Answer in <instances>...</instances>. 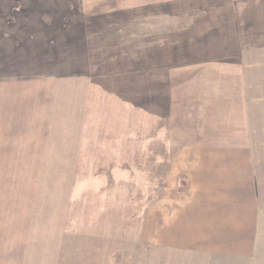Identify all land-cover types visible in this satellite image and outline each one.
I'll list each match as a JSON object with an SVG mask.
<instances>
[{"label": "rangeland", "instance_id": "1", "mask_svg": "<svg viewBox=\"0 0 264 264\" xmlns=\"http://www.w3.org/2000/svg\"><path fill=\"white\" fill-rule=\"evenodd\" d=\"M221 1L0 0V124L8 138L12 118L47 82L130 76L142 141L128 160L0 161V264H264V218L254 225L258 210L220 185L221 162L204 159L217 148L194 145V49H183L180 69L164 71L167 81L152 83L151 92L164 93L159 100L144 95L141 71L155 67V56L136 27L160 10L194 8L200 19ZM172 71L184 81H171ZM100 115L87 114L90 122Z\"/></svg>", "mask_w": 264, "mask_h": 264}, {"label": "crops", "instance_id": "2", "mask_svg": "<svg viewBox=\"0 0 264 264\" xmlns=\"http://www.w3.org/2000/svg\"><path fill=\"white\" fill-rule=\"evenodd\" d=\"M202 12L199 19L194 8L160 10L136 27L135 37L155 56V67L141 71L144 95L159 100L164 93L156 87L151 92L152 83L161 76L167 81L164 71L180 69L183 49H194V145L217 148L204 159L221 162L220 185L229 183L240 202L258 210L250 216L256 225L264 218V0H222ZM169 74L171 81H184L180 72ZM116 79L74 76L40 86L30 107L12 118L15 136L8 138L0 124V161L131 159L134 145L142 143L135 140L131 115L133 84L125 83L133 78ZM95 113L104 115L90 122L87 114ZM65 120L73 123L67 128ZM54 129L64 130L63 137L56 138ZM24 166L34 171L32 163Z\"/></svg>", "mask_w": 264, "mask_h": 264}]
</instances>
